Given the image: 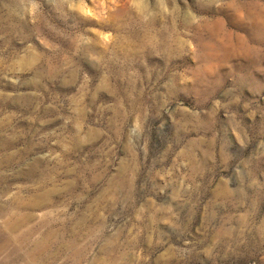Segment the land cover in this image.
Wrapping results in <instances>:
<instances>
[{"label": "rangeland", "instance_id": "obj_1", "mask_svg": "<svg viewBox=\"0 0 264 264\" xmlns=\"http://www.w3.org/2000/svg\"><path fill=\"white\" fill-rule=\"evenodd\" d=\"M0 264H264V0H0Z\"/></svg>", "mask_w": 264, "mask_h": 264}]
</instances>
